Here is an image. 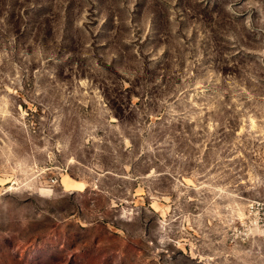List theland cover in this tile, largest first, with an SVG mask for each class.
I'll list each match as a JSON object with an SVG mask.
<instances>
[{
  "label": "rangeland",
  "instance_id": "374dc122",
  "mask_svg": "<svg viewBox=\"0 0 264 264\" xmlns=\"http://www.w3.org/2000/svg\"><path fill=\"white\" fill-rule=\"evenodd\" d=\"M0 264H264V0H0Z\"/></svg>",
  "mask_w": 264,
  "mask_h": 264
}]
</instances>
